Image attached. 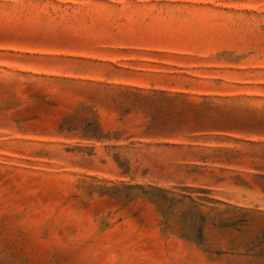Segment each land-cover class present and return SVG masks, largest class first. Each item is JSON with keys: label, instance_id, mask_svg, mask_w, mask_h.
Masks as SVG:
<instances>
[{"label": "rangeland", "instance_id": "obj_1", "mask_svg": "<svg viewBox=\"0 0 264 264\" xmlns=\"http://www.w3.org/2000/svg\"><path fill=\"white\" fill-rule=\"evenodd\" d=\"M0 264H264V0H0Z\"/></svg>", "mask_w": 264, "mask_h": 264}]
</instances>
